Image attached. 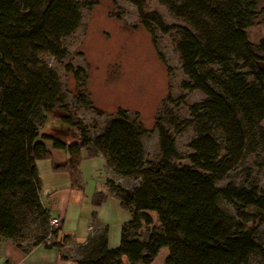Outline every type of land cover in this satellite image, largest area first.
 I'll use <instances>...</instances> for the list:
<instances>
[{"label": "trees", "instance_id": "trees-1", "mask_svg": "<svg viewBox=\"0 0 264 264\" xmlns=\"http://www.w3.org/2000/svg\"><path fill=\"white\" fill-rule=\"evenodd\" d=\"M132 1L154 42L157 31L178 30L176 49L187 77L182 88L205 95L190 105V119L170 117L168 124L157 120L161 157L151 166L144 143L149 130L138 119L119 108L91 137L70 111L58 73L42 59L49 54L58 63L66 61L69 52L63 41L81 26L82 9L92 8L95 1L0 0V238L21 237V224L32 215L41 229L34 247H57L68 261L62 250L70 237L61 235V222L51 225L38 168L39 160L63 150L68 160L53 169L66 172L75 190L84 192V158L102 156L106 168L138 181L130 188L108 178V190L95 192V207L111 194L131 219L122 227L119 246L110 247L109 229L102 227L83 244L86 251L76 264H152L163 249L165 264H248L253 256L264 259L258 238L264 225V187L219 184L248 154L259 148L264 153V37L255 45L247 33L255 25L258 0H158L191 28L167 23L158 11L148 9L146 0ZM160 58L168 67L162 54ZM65 68L78 82L88 78L72 63ZM171 100L169 95L164 101L166 117L171 116ZM56 111L62 123L79 130V140L67 142L42 132L41 125ZM189 127L195 131L187 156L190 164H179L182 155L171 128ZM222 203L235 206L236 214ZM18 247L23 249L20 243Z\"/></svg>", "mask_w": 264, "mask_h": 264}, {"label": "rangeland", "instance_id": "rangeland-1", "mask_svg": "<svg viewBox=\"0 0 264 264\" xmlns=\"http://www.w3.org/2000/svg\"><path fill=\"white\" fill-rule=\"evenodd\" d=\"M89 1L95 3L92 8L82 9L81 26L63 41L69 52L66 61L58 63L49 54H43L42 59L58 73L70 111L83 122L91 137L104 129L107 122L116 116L119 108L128 110L132 119H138L149 130L144 137L146 159L148 166L155 165L161 157L159 135L155 130L157 120L168 124L170 117H176L180 121L190 119V105L203 101L205 95L200 91L188 92L182 88L187 77L176 49L180 38L178 30L169 34L157 31V42H154L152 34L142 25L138 9L132 0ZM146 1L148 9L158 11L167 23L191 28L187 21L173 15L158 0ZM258 12L255 25L247 29L249 38L255 45L264 37V0H258ZM160 54L165 57L168 67L162 62ZM67 63L85 70L87 80L84 83L78 82L74 74L66 70ZM169 95L172 96L168 104L171 116L166 117L164 101ZM183 95L185 99L182 101ZM79 96L84 97L88 103L81 104ZM60 115L59 111L50 114L41 125L42 132L53 134L67 142L79 140V130L62 123ZM262 125L264 126V120ZM171 132L176 137V145L182 155L177 163L190 164L187 156L192 152L189 144L195 137L194 129L189 127L177 131L171 128ZM48 145L51 147V143ZM105 170L108 173L107 179L113 178L130 188L138 184V181L123 178L111 169ZM230 182L237 185L255 183L264 187V153L261 148L248 154L219 184L223 186ZM222 207L236 214L235 206L222 203ZM21 227L22 236L18 239L0 238V263L3 261L1 247L6 240L17 247L20 243L23 251L34 247L35 239L41 232L40 222L30 215L23 220ZM101 232L98 230L95 235ZM258 238L264 244V225ZM49 239L52 237L49 236ZM71 242L73 241H67L66 244ZM85 243L63 248L62 254L68 257V264H76V261L82 259L86 251L83 246ZM166 255L167 249L161 250L152 264H165ZM3 263L7 264V261ZM248 264H264V259L253 256Z\"/></svg>", "mask_w": 264, "mask_h": 264}, {"label": "crops", "instance_id": "crops-1", "mask_svg": "<svg viewBox=\"0 0 264 264\" xmlns=\"http://www.w3.org/2000/svg\"><path fill=\"white\" fill-rule=\"evenodd\" d=\"M69 158L65 151H53L52 159L38 161V168L43 182L41 198L50 210L53 218H58L63 225L61 235H69V241L85 243L89 236V226L96 221L101 227L109 229V245L112 248L121 242L122 227L131 219L129 211L121 207L120 201L109 194L107 200L95 207L93 197L97 190L107 191V171L105 159L84 158L81 163V176L84 192L71 188V179L66 172L55 171L54 164H63ZM113 179V178H111ZM96 211V216L93 213ZM3 261L0 264H68L61 258L57 247L44 244L25 252L10 240L3 243Z\"/></svg>", "mask_w": 264, "mask_h": 264}, {"label": "built area", "instance_id": "built-area-1", "mask_svg": "<svg viewBox=\"0 0 264 264\" xmlns=\"http://www.w3.org/2000/svg\"><path fill=\"white\" fill-rule=\"evenodd\" d=\"M60 220L58 218H52L51 219V225L54 227H57L59 225ZM98 230L102 231V227L100 225H98L96 223V221H93V223L89 226V231H90V236L89 237H93ZM81 245L82 243H77V242H71V243H67L64 245V248H70L72 245Z\"/></svg>", "mask_w": 264, "mask_h": 264}]
</instances>
